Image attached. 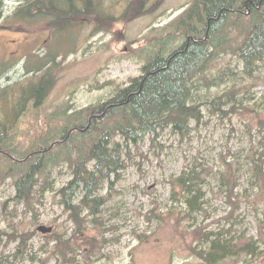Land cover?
I'll use <instances>...</instances> for the list:
<instances>
[{
  "label": "rangeland",
  "instance_id": "1",
  "mask_svg": "<svg viewBox=\"0 0 264 264\" xmlns=\"http://www.w3.org/2000/svg\"><path fill=\"white\" fill-rule=\"evenodd\" d=\"M19 1L3 3L0 90L12 93L36 75L50 53L59 50L60 56L53 64V87L41 108L22 112L10 133L24 138L23 149L31 134L44 129V121H52V128L62 126L60 118L66 111L71 114L103 104L129 86L159 49L155 50L154 40L172 32L168 28L194 2L164 0L156 12L125 24L122 5L104 0L105 10L118 19L113 32L96 34L95 24L85 22L57 37L46 29L48 20L6 27ZM184 42V37L170 40L167 53ZM46 69L50 67L41 74ZM223 75L224 81L208 87V82ZM219 98L227 103L224 112L211 104ZM193 101L202 104L204 118L191 137L181 140L167 130L156 146L148 136L130 147L129 157L124 150L126 169L105 183L100 197L107 202L101 213L93 216L79 208L81 219H86L83 229L62 204L60 191L72 177L67 164L52 170L53 186L47 184L46 192L38 186L31 204L16 203L18 177L0 166V257L5 264H57L52 239L57 236L76 249V264H264V177L252 167L264 152V62L254 76H248L235 56L213 60L195 81ZM51 116L59 118L54 121ZM8 122L4 123L9 126ZM227 163L234 169L231 177L224 175ZM194 165L208 172L203 173L202 210L192 213L179 194L174 196L172 181ZM82 197L77 193L73 204L78 206ZM40 227L52 232L42 233ZM210 233L228 241H252L257 252L204 259L199 254L210 248Z\"/></svg>",
  "mask_w": 264,
  "mask_h": 264
},
{
  "label": "trees",
  "instance_id": "2",
  "mask_svg": "<svg viewBox=\"0 0 264 264\" xmlns=\"http://www.w3.org/2000/svg\"><path fill=\"white\" fill-rule=\"evenodd\" d=\"M114 2L122 5L121 18L128 24L156 12L164 0ZM3 3L4 0H0V21L4 18ZM44 20L50 21L46 26L48 31L62 37L73 26L85 22L95 24L96 34L113 32L118 19L105 10L104 0H20L5 26L34 25ZM168 29L172 32L154 40L157 42L155 50L159 49L149 57L142 74L132 79L129 86L103 104L71 114L66 111L60 118L64 122L62 126L52 128V121H44V129L30 135L32 138L26 149L21 147L24 138L10 133L18 116L30 108L39 111L50 93L56 75L53 64L60 57L57 56L59 50L50 53L44 64L30 73L36 75L24 85L12 93L8 89L0 90V166L6 173L18 177L15 183L17 204H31L38 186L46 192L47 184L53 186L49 180L52 170L65 163L72 177L60 191L62 204L72 214L71 220L79 228L85 227L86 219H81L79 208L87 209L93 216L101 213L107 202L100 197L105 183L113 176L119 178L120 172L126 169L127 162L122 158L124 150L129 157L130 147L137 146L148 136L156 146L167 130L185 140L201 125L203 107L193 101V89L195 81L205 74L213 60L229 54L235 56L248 76H254L264 62V0H194ZM177 37H184L185 42L168 54L170 40ZM47 66L50 69L41 74ZM224 76L208 82V87L217 85L216 80L224 81ZM211 104L224 112L223 106L227 103L219 98ZM6 119L9 126L4 123ZM254 161V171L264 177V152ZM227 166L224 175L231 177L234 169L229 163ZM207 172L194 165L172 181L174 196L179 194L189 212L202 210L206 183L203 173ZM79 192L83 197L76 206L73 202ZM52 239L56 243L57 264H76L77 258L73 256L76 249L71 242L60 236ZM207 240L211 246L199 256L209 261L236 257L242 251L252 255L257 252L252 241H228L220 235L215 238L212 233L207 234ZM28 258L36 262L33 256ZM5 263L0 257V264Z\"/></svg>",
  "mask_w": 264,
  "mask_h": 264
},
{
  "label": "water",
  "instance_id": "3",
  "mask_svg": "<svg viewBox=\"0 0 264 264\" xmlns=\"http://www.w3.org/2000/svg\"><path fill=\"white\" fill-rule=\"evenodd\" d=\"M39 231H41L42 233H51L52 232V228H46V227H40Z\"/></svg>",
  "mask_w": 264,
  "mask_h": 264
}]
</instances>
